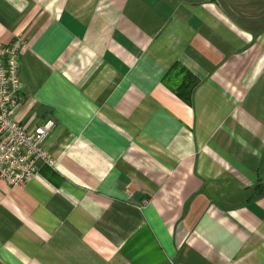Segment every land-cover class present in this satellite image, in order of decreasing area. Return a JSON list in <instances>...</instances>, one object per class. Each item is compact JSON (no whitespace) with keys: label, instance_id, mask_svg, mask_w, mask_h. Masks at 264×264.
Here are the masks:
<instances>
[{"label":"crops","instance_id":"crops-1","mask_svg":"<svg viewBox=\"0 0 264 264\" xmlns=\"http://www.w3.org/2000/svg\"><path fill=\"white\" fill-rule=\"evenodd\" d=\"M15 40L54 163L0 178V264H264V0H0Z\"/></svg>","mask_w":264,"mask_h":264},{"label":"built area","instance_id":"built-area-1","mask_svg":"<svg viewBox=\"0 0 264 264\" xmlns=\"http://www.w3.org/2000/svg\"><path fill=\"white\" fill-rule=\"evenodd\" d=\"M21 45L20 40L0 43V178L9 185H22L38 174L41 165L54 163L44 142L55 122L44 119L26 128L13 117L21 102Z\"/></svg>","mask_w":264,"mask_h":264}]
</instances>
